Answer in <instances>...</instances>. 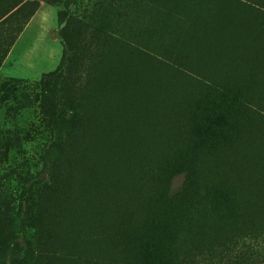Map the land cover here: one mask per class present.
Here are the masks:
<instances>
[{"label":"rangeland","instance_id":"obj_1","mask_svg":"<svg viewBox=\"0 0 264 264\" xmlns=\"http://www.w3.org/2000/svg\"><path fill=\"white\" fill-rule=\"evenodd\" d=\"M26 1L0 30L3 264H92L93 203L136 223L160 193L183 264H264V91L221 61L264 55V0Z\"/></svg>","mask_w":264,"mask_h":264},{"label":"trees","instance_id":"obj_2","mask_svg":"<svg viewBox=\"0 0 264 264\" xmlns=\"http://www.w3.org/2000/svg\"><path fill=\"white\" fill-rule=\"evenodd\" d=\"M28 6L29 3L26 0H0V30L4 29L13 31L12 22L19 18L25 20V12L26 9H28ZM213 42L215 43V40H213ZM248 42L250 43V41ZM226 45L230 47L226 49L227 51H225L223 55L220 53V56H223V60L221 61L226 63V61H230V56L239 57L241 63L237 64L253 67L254 69L251 73V80L256 79L261 85V88L259 89L264 91V68L260 67L264 66L262 65L264 64V55H254V58H251L244 53V56H241L236 53L234 47L238 46L242 48L243 46L242 44H236L234 38L228 39L224 46ZM230 48L231 51H229ZM251 48L253 52L260 49V47H255V45H251L248 49L250 50ZM258 53L264 52L261 49ZM193 58L196 59L197 57L195 58L193 56ZM210 59V57H206V61L204 62L207 63ZM211 61H213V59ZM163 96L164 93H161L160 97L162 98ZM82 182L86 184L88 189L110 187L108 181L100 182L91 177L83 178ZM116 182L117 183H114L117 185L119 190L126 189L127 191V187L124 182L119 180ZM96 184H99L100 186L97 187ZM93 200L95 201V199ZM176 202L177 201L175 199L169 200V198H166V196L162 193L153 196L151 202L149 203L150 206L146 209L145 214L140 218H137V221L140 223H132L134 219L131 222V220H129L130 217L123 215L122 206L125 203L122 206L117 205L115 208L117 210L113 212L114 217H112V219L119 218L121 220L117 225L113 226L108 223L105 224L104 222L107 218H109V216L105 213L107 212L106 208L103 209L97 201L93 203L91 226L94 229L92 231L95 232H92L94 235L91 240L96 245L95 249L98 257L94 258L95 260L92 264H183L179 257V252L184 248V246L176 241V233L178 230L177 224L174 222V213L179 214V216H182V213L176 209ZM161 204L165 207L163 212H159L158 209ZM77 209L81 210L79 207H77ZM81 214L82 212L79 211V215ZM191 215L195 218L199 215V213H192ZM170 223H173L175 229L170 226ZM89 226L90 222L87 221L81 231H87ZM95 228L97 230H95ZM91 234H88L87 236L89 237ZM27 247L28 246L25 245L24 248H19V251L21 252L20 256H22L20 262L11 261L8 264H37L41 259L57 261L66 259L55 256L56 253L54 252H49L50 254L47 255L31 254L27 252ZM13 253L18 254L17 252H8L0 248V264H3L5 255H12Z\"/></svg>","mask_w":264,"mask_h":264}]
</instances>
